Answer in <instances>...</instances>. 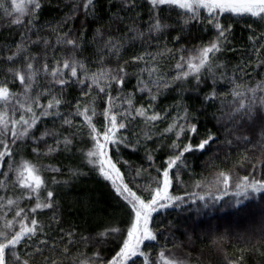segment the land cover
I'll list each match as a JSON object with an SVG mask.
<instances>
[{"label": "snow or ice", "instance_id": "6c2138e0", "mask_svg": "<svg viewBox=\"0 0 264 264\" xmlns=\"http://www.w3.org/2000/svg\"><path fill=\"white\" fill-rule=\"evenodd\" d=\"M100 2L0 0V22L18 30L0 41V264H220L213 252L224 236L196 253L195 227L178 240L164 214L189 201L214 206L230 191L238 212L254 194L264 206V0H146L147 19L140 0H107L106 16ZM45 7L56 14L42 19ZM226 15L248 21V44L235 45ZM194 26L208 38L192 37ZM210 107L216 131L194 144ZM141 148L138 166L120 155ZM194 150L209 153L206 165L239 155L211 180L195 181L197 191L176 194ZM60 152L78 154L80 164L38 159ZM85 167L110 184L124 218L65 223L55 189L88 175ZM249 168L234 178V169ZM46 170L55 173L51 183ZM245 237L250 246L227 264H246V252L264 258V215L258 236L252 229Z\"/></svg>", "mask_w": 264, "mask_h": 264}, {"label": "trees", "instance_id": "16d2710c", "mask_svg": "<svg viewBox=\"0 0 264 264\" xmlns=\"http://www.w3.org/2000/svg\"><path fill=\"white\" fill-rule=\"evenodd\" d=\"M10 3V0H8ZM141 8L138 10L143 11L144 19H147V3L146 0H140ZM98 7L101 8V15L107 14V0H101ZM56 14L53 8L45 7L42 13V19H49ZM2 15V10H0ZM248 21L237 18L232 20L230 16L224 17V23H233V40L236 46L248 44L249 30L246 27ZM94 26V25H93ZM115 27V26H114ZM17 29H10L4 22H0V41L5 39H12L17 34ZM175 35V32L172 33ZM192 37L208 38V34L204 32L203 26H194L191 32ZM190 38V37H186ZM183 42V41H182ZM196 41L193 40V43ZM171 46V45H170ZM231 63H235L237 57L232 53L227 54ZM173 63V61H169ZM264 72V69L260 70ZM135 83L134 80H130L127 89H130ZM126 89V90H127ZM223 90V89H222ZM71 95L78 96L79 93L75 89L69 90ZM175 98V92H169L164 96H161L159 104L161 107H165L172 103ZM230 98V97H229ZM188 102L193 108L199 107V101L194 94H189ZM213 108H208V115L203 112L200 114L199 121V135L192 141L194 144L198 143L200 138L203 137L207 130L216 131L214 127L215 121L211 119V112ZM51 126V122H47ZM161 124L160 127H164ZM41 128L44 127L42 123ZM51 143V140L48 141ZM170 143V139L168 141ZM183 143L187 142L185 138ZM154 147V145H153ZM27 153L33 160L37 157L32 155L31 147L29 146ZM120 155L135 165L144 163L143 156L144 151L141 148L139 151L133 152L130 149H122ZM238 153H233L227 160L221 155L218 159L210 162V165H206L208 161L209 153L204 152L203 154L199 150H194L190 154H186L187 161L189 163V169L184 172L183 180L185 185L176 184L174 185L173 191L176 194H182L183 192H194L197 189L194 187L195 181L207 177L209 180L212 179L215 171L222 168H231L233 163L238 158ZM157 163L161 162L164 153H158ZM40 162L43 164L60 165L67 169L69 165H79L81 157L78 154H68L60 152L59 154L50 157H39ZM145 166H147L145 164ZM88 171V175L82 176L78 181L73 183L70 187L60 185L56 187L57 197L63 202L64 205V220L65 223H77L80 224L85 218L91 220L94 217H108L124 218V212L120 207V202L115 196L110 184L100 177L95 171H89L87 167L84 169ZM127 171L126 167L124 168ZM248 171L244 170H233L234 178L238 174L240 176L248 174ZM154 174V172H153ZM55 175L50 171H44V176L51 183V177ZM62 174L58 178H62ZM256 176L259 178L261 172L257 171ZM200 191H203L200 190ZM83 205H91L89 208H85ZM211 203V202H210ZM248 211L238 212L235 204V197L230 191L228 195L223 196L219 202H216L214 206L204 208L203 201H197V203H191L182 206L181 209H170L166 214L167 220L173 222L174 234L178 240H184L185 236L191 234V229L195 227V237L193 238V246L196 249V253L201 251L208 254L209 250L213 248L212 241L217 236H224L223 240L219 241L220 251L213 252V258L220 261V264H227L225 257L235 258L240 255L242 249H247L250 246V241L245 237V233L251 232L252 229L256 230L257 236L259 233V226L262 215H264V206L261 205L260 194H254L249 200H244ZM41 219H47L46 214H41ZM159 219V217H158ZM210 226V227H209ZM251 242H255L254 239ZM163 243V241H161ZM154 248L155 246L151 245ZM147 251V249H145ZM194 253V254H196ZM137 264H142L141 261H137ZM246 264H264V258H261L258 254H252L246 252Z\"/></svg>", "mask_w": 264, "mask_h": 264}]
</instances>
